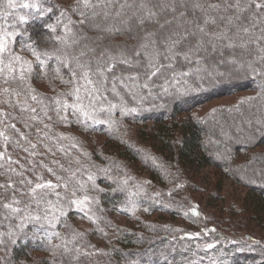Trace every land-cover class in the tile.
Segmentation results:
<instances>
[{
    "label": "rangeland",
    "instance_id": "374dc122",
    "mask_svg": "<svg viewBox=\"0 0 264 264\" xmlns=\"http://www.w3.org/2000/svg\"><path fill=\"white\" fill-rule=\"evenodd\" d=\"M49 1H53L59 10V14H62L54 23L60 24L64 28L66 22L69 23V21L73 24L82 23L81 27H84L85 32L89 29L92 31L91 33L95 38V48L102 41L103 36L105 39L114 36L117 28L118 31L130 32L129 34L136 36L139 45L137 52L130 53L118 49L111 53L105 54L103 52L104 55L101 56L96 53L97 56L95 55L94 62H89L82 69L88 71V80L83 79V76L78 77L81 80L83 93L85 94L86 101L84 100V102H86L87 112L102 116L115 112L114 109L120 112L117 117L119 120L117 125L110 123V117L106 116L104 123L108 122V125L112 127V129L110 128L111 134H108V136L103 132L100 133L99 129L97 132H88V130H83L77 125L69 123L65 128L59 127V133L53 136V134H49L48 126L43 122L48 121V117H51L50 114H53L55 118H61L58 111L64 108L65 105V98L61 92L66 88L68 89L67 86L69 85L66 84L65 79L58 78L62 75L50 74L49 77L45 75L47 77L45 78L37 58L22 50L16 40L10 39L11 53L6 54L3 57L4 62L0 64V126L3 123L8 127L10 126V128L17 129L15 127L16 122H14L15 118H23L27 120V123L25 122L21 127H18L22 130L29 128L31 120H33L37 123L36 125L40 126L42 124L41 130L38 132L42 140L39 136L38 140L28 139L25 144L17 138L16 129L15 132L7 133L4 139L0 138V145L2 146L5 143L7 144L6 147L9 148L7 151L9 153L5 156V160L8 162L0 158V175L8 170L15 173L20 169L19 176L15 174L18 178L10 177L12 178L10 182L12 187H7L9 190H7V194L9 195L5 203L11 204L15 208L16 204H13V200H15L13 198H16L18 194H27L30 191V188H28L29 181L31 183L49 181L53 184L55 186L53 189H41L34 194H31L30 191L29 199L35 206V209L31 210L30 213L32 215L36 213L43 218L47 216V219L53 218L54 215L65 217L63 218L65 220L64 226L61 223L64 236L66 232L70 233V242L76 245L79 250L77 257L73 259L71 257L70 264H81L80 262L83 259L85 264H121L122 262H117L119 260L116 257L108 255L113 253L107 250V245L112 242L115 243L121 237V230L117 231L118 228L133 227L140 221H148L152 226L161 228V232H156V235L159 237L161 233H166L169 235V239L175 238V234L177 235L180 231H188L187 233L205 232L206 224H212L218 233L223 234L225 239L227 238L226 240H230L231 235L243 237L244 241L254 242L251 244L253 249L250 252L256 250L264 252L258 246L254 247L259 243H264V226L261 228L253 224L252 218L247 217L240 204L241 197L249 189L247 186L249 184L248 180L246 179L245 182L241 180L243 183H247L243 186L227 178L225 175L226 169L222 168L223 164L220 163V159L224 162L229 155L232 156L231 150L235 146L238 137H242L239 139L243 140H249L252 137L249 128L257 123L256 120L260 116H264V95L253 88V85L256 84L253 77L258 76L256 74L257 68L253 66V62L264 57V27H262V25L264 26V6L246 11L249 15H253V24L248 26L247 32L243 35H233L229 41L223 42L224 29L220 32L218 28H214V34L209 37L204 33H197L195 30L204 27L205 20L211 23L219 20V17H224L223 19L228 20L227 25L236 21L238 17H225V15L232 13L234 7L238 11L236 8L237 2L234 3V0L231 2H228V0H205L207 1L205 2L206 6H202L203 2L201 0H191L189 5L183 2L184 0H161L157 7L152 5L150 9L149 7L143 8L144 1L149 0H135L132 6L131 3H125L124 0H89L91 5L89 7H85L82 0ZM152 1L154 0L148 3H152ZM256 2L264 5V0H256ZM92 5L95 6L94 9L102 6L104 10L97 21L92 24L87 22V26H85L80 15H87L86 13L90 12ZM157 13H163L166 20L164 18L161 21L156 20ZM122 14L124 16L120 18L119 16ZM215 14L219 15L217 19L212 18ZM109 16L112 17L115 23L105 27L106 18ZM134 16L136 17L133 18ZM131 18L135 20L134 24L136 25L131 24L129 21ZM173 20L179 22V25L171 24L169 27H163L167 22ZM67 31H69V28H65V32ZM156 31L162 34L155 35ZM194 38H196V43L192 44ZM62 39L63 45L69 43L64 34ZM130 39L132 40V38ZM69 40L72 41L73 38ZM87 43L85 49L96 51L89 42ZM229 44L235 47L244 45L241 48L244 50L242 52L239 50L230 52L231 47H228ZM82 53L80 52L79 55ZM239 53L253 58V61L242 59L238 55ZM185 54L188 57L187 59H185ZM12 56L21 57V61L28 62L32 67L30 73H24L23 79H20L21 63H13ZM210 57L213 58V61L210 60ZM63 58L60 55L55 65L63 63ZM189 60H191V63H189L190 69L188 72L193 76L185 78L179 73H184L183 67L187 66ZM121 61H127L128 63L125 64ZM119 62L121 65L131 68V71L125 76L116 75L115 78L113 76L112 80L106 78V68ZM8 64L12 65V72H9L8 68L5 67ZM77 65H81V63ZM258 66L261 67L260 62H258ZM139 67H141L140 70L137 69ZM242 69H245L246 72H240ZM166 70L167 72H165ZM153 71L156 72L154 76L151 75ZM135 73L138 74L136 77ZM71 74L72 72L68 75ZM50 76H56V78L51 81ZM129 76H133L135 79L128 78ZM70 80L72 81V79ZM75 81L76 79H73L72 82ZM88 81H91V83ZM141 81L149 85L148 90H145V92H142L144 85L140 86ZM210 81L212 85H210ZM225 83L230 84V87H238L243 84V86L247 85L251 89H239L222 94V85ZM207 85L211 86L210 88H217L218 91L221 90L219 92L222 95L203 100L202 98L207 94L203 91L205 95L199 98L198 91L204 89ZM140 87H142L141 91ZM77 93H79L78 98H82L81 90H78ZM167 94L170 96V102L161 98L167 96ZM33 95L36 99H32ZM148 99L158 105V110L164 113L170 110L169 106L174 101L183 103V105L185 103L189 110L181 114L183 120L188 118L207 119L205 121L211 123L212 128L220 131L219 142L216 143L218 146L222 145V148L219 149L220 156L217 153L218 148L216 149V157L211 163L213 166L210 164L201 168L187 169L188 167L180 164L177 154L174 155L176 158H172L170 152H160L157 148L159 142L152 137V134L150 138L145 134L142 136L141 132L151 131L150 126L154 123L153 121L135 122L122 119L126 106L133 102L137 103L136 106L138 105V107L142 104L146 107L150 105V102H147ZM57 101L60 103H57ZM254 113H258V115L252 117ZM121 132H124L123 139L130 144L142 147L149 153L150 157H144L143 159L149 167L153 165V162L158 163L161 167L164 166L162 168L163 176L167 179L168 184L164 192H157L156 197L152 194V198L158 203L169 199L166 204L173 209L171 213L164 211L146 213V208L137 207L139 205H132L127 208L118 207L112 210V204L109 207L104 204L101 198L102 191L105 189L104 182L107 184L112 183L113 177L123 179L128 186H131L133 193L143 194L144 196H147V179L154 180L148 166H146V169L140 163L136 165L132 163L133 161L120 157L119 154L116 156L117 143L110 140L109 137H117ZM179 132V130H175L177 138L174 144L176 145L180 140L178 138ZM33 137H36V135H33ZM48 141L53 142L56 151L62 153L61 157H66V159L62 160L56 154L60 158L56 161L58 163L51 162L52 159L50 160V157H48L50 162L40 159L36 168L33 167L35 165L32 162L36 163L37 159L29 162L26 160L25 164H21L19 160L23 154L26 159L29 157L28 160H31L32 157L39 158L49 153L53 154L55 151L48 150ZM20 149L22 153L18 154ZM251 150L258 153L257 158L264 155L263 144L256 145ZM52 157L56 156L52 155ZM158 157L161 159L162 164L158 161ZM239 157L242 159H248V157L238 154L236 159L237 163L235 164L239 166L233 172L240 180L243 177L240 172L246 173V168L243 162L238 163ZM114 159L122 163L120 164L121 169H118L119 176H114L110 171L111 167L110 169L107 167L114 162ZM67 160L69 161L64 162ZM5 163L9 164H6V166ZM171 165L180 172L177 174L171 168ZM226 167H228V164ZM98 168V175L101 176V179H98V186H95L96 191L88 189L86 186L87 180L85 179L86 170L90 172L92 169ZM81 170H83V173ZM251 176V174H248L247 178L250 179ZM4 179V177L3 179L0 178V185L6 187L9 179ZM220 183L223 187L221 193L217 191V184ZM81 185H84L83 189H81ZM111 185L113 186V192L116 193L124 189L115 184ZM3 188L0 187V197ZM73 192H75V196H73ZM218 194H220L221 199L216 198ZM85 195L92 201L86 206L87 213L70 202L72 199H80ZM210 196H213L217 201L214 200L215 202H213ZM174 201H176V206H174ZM195 208L200 209L201 216L192 217L189 215L188 210L195 213ZM231 208L237 209L238 213L233 214L230 212L229 209ZM61 212L64 214L61 215ZM15 213L11 209H5L1 206L0 237L11 238L15 232V226L20 228L26 217H28L22 216L16 220L12 218ZM88 216H91L95 222L90 221L87 218ZM68 226H70L69 229L72 232L66 229ZM113 230L117 234L113 233ZM220 235L219 237H221ZM142 237L139 236L136 239L138 243L141 242ZM13 239L12 242H14ZM177 240H169L168 242L171 246L177 247V244H175ZM180 249L182 248L180 247ZM8 253V250L0 248V264H21L19 262L14 263L13 257ZM35 255L40 256L35 253L27 257L37 260L33 257ZM79 257L80 259H78ZM259 259L263 261L258 264H264V254H261Z\"/></svg>",
    "mask_w": 264,
    "mask_h": 264
},
{
    "label": "trees",
    "instance_id": "16d2710c",
    "mask_svg": "<svg viewBox=\"0 0 264 264\" xmlns=\"http://www.w3.org/2000/svg\"><path fill=\"white\" fill-rule=\"evenodd\" d=\"M125 3H131V6L133 5V1L135 0H124ZM149 1H144L143 8L150 7H157L161 0H154L152 3H148ZM232 0H228V2H231ZM8 0H0V33L3 31H7L9 33H19V35H13L10 39L16 40V42L19 43L22 50L27 52L30 56L36 57L32 54L31 49L25 47L24 45L26 43L31 44L32 48L35 49L38 53H40V59L44 61L43 70L44 77H49L48 75L54 74L56 76L62 75V77H58L61 80L66 81V84L68 89L62 90L61 94L65 98V104L68 105V107L61 108L58 111V114L61 116V118H55L53 114H50L51 117H48V121L44 124L48 126V132L50 135L53 134L55 136L58 134V128H65L68 126V124L72 123L74 125H77L83 130H88V132H97L99 129V132H103L104 134H111L112 127L108 125V122L104 123L106 120V116L110 117L109 122L115 123L116 125L119 124V120L117 119L118 114H120L119 111L116 109L115 112L109 113L108 115H97L96 113H89L86 109V101L85 94L83 93L82 89V83L81 80L78 77L82 76L83 68L81 66H86L89 62H94V58L96 53L100 56L104 55V53H111L114 52V50H124L129 51L130 53L133 51L137 52V47L139 45L138 38L135 36H132L131 34L124 33L121 31L115 32L114 36H109L110 38H103L102 41L99 42V45L95 48L94 46V35L91 33L92 31L89 29L87 32L83 29L84 27H81V24L78 23H68L66 22L65 25H68L69 31L65 32V28L62 27L60 24L54 23V21L57 18H60L61 15L59 14L58 8H56V4L53 1L49 0H16V3L22 4V3H35L38 5L37 9H24L20 7H16L15 9H9L6 7ZM183 2L187 3L189 5V2L191 0H184ZM203 2L202 6H206L205 0H201ZM237 0H234V3H236ZM239 8L238 11L235 9H232V13L225 15L227 18H234L238 17L236 21L233 23H230L227 25L228 20L223 19L224 17H219V15L215 14L213 19H219L216 20L214 23H208L204 24L205 31L207 33L206 36H211L214 34V28H218V31L222 32L224 29V40L223 42L229 41L233 35H243L245 33V29L248 28V26L253 24V15L248 14L246 11L252 10V9H259L256 7L258 2L256 0H239ZM95 6L92 5L90 12L86 13L87 15L81 16L82 21H84L85 26H87V22L93 23L94 21H97L102 16V12L104 8L102 6H99L94 9ZM243 8V9H242ZM234 10V11H233ZM28 16L29 22L26 24H20L18 17L19 16ZM35 16L36 18L33 19L32 17ZM124 15H120L119 17L122 18ZM163 15V13H157L155 16V19L158 21H161V19L164 18L166 20V17ZM134 16L133 18H135ZM131 18L129 21L131 24L135 23L134 19ZM93 19V20H92ZM60 20V19H59ZM119 21V20H116ZM219 22V23H217ZM114 24L115 21L112 20V17L109 16L106 18L105 27L110 26V24ZM166 23V21H165ZM172 25L178 26L179 22L170 21L167 22L163 27H169ZM48 25H51L55 28V31H52ZM83 25V24H82ZM136 25V24H134ZM262 27H264L262 25ZM212 28V29H211ZM161 29V27H160ZM197 33H202L200 29L195 30ZM156 31L155 35H160L162 33H158ZM63 34L65 36V39H68L69 43L67 45H63ZM130 35V36H129ZM123 36V37H120ZM73 38L72 41L69 39ZM132 38V40L130 39ZM190 41V39H189ZM261 41V40H260ZM94 47L95 50L88 51L85 49V47L88 45V43ZM196 43V38L192 39V44ZM241 46H233L230 49L231 51L239 50L242 52ZM252 48V47H251ZM249 53L251 51L247 50ZM80 52H83L79 55ZM99 52V53H98ZM104 52V53H103ZM254 52V50H252ZM44 53H49L51 55L45 56ZM62 55L64 57V62L59 63V65H55V62L57 61L58 57ZM79 55V56H78ZM113 55V54H111ZM239 56L242 57V59L249 60L250 62L253 61V58H250L244 54L239 53ZM97 56V55H96ZM77 57V58H76ZM234 58V55L232 56ZM47 59V61H46ZM213 58L210 57V60ZM258 59V58H257ZM63 61V60H61ZM258 62H260L261 67L258 66ZM78 63H81V65H77ZM189 63H191V60L187 62V66H184V73H189ZM92 65V63H91ZM41 66V65H40ZM253 66L256 67V74L258 76H254L253 79L256 82L255 85H253V88L258 91L259 93H262L264 95V59H258V61L253 62ZM108 68V67H107ZM106 68V69H107ZM112 71L105 70L106 78H109L110 80L113 79V76L115 78L116 75H127L128 72L131 71V68H128L127 66H123L119 63H115L111 66ZM141 67L137 68L140 70ZM263 69V70H262ZM69 71V72H68ZM61 72V73H60ZM72 72L71 75H66ZM167 72V70L165 71ZM164 72V74H165ZM240 72L244 73L246 72L245 69H242ZM60 73V74H59ZM75 73V75H74ZM162 73V72H161ZM47 77H46V76ZM138 74L135 73V77ZM56 76H50L51 81L56 78ZM193 76L189 73V75L185 76V78H191ZM133 76H129L128 78H132ZM252 77V76H250ZM78 78V79H77ZM139 78V76H138ZM70 79H73L76 81L72 82ZM154 79V78H153ZM138 80V79H137ZM141 80H143L141 78ZM139 81V80H138ZM79 82V83H78ZM212 82L210 81V85ZM217 83V80H216ZM230 83V81H229ZM220 84V83H218ZM143 86V91L148 90V84L143 83L141 81L140 86ZM230 84L225 83L222 85V94L236 91V90H242V89H251V87L243 86L241 84L238 87H230ZM211 86L207 85L204 89L199 90L198 94L199 98L203 97L205 91L207 94L202 98L203 100H207L206 98H212L216 97L220 94V92L217 90V88H210ZM140 87V91H141ZM153 89V88H150ZM156 89V87H155ZM221 89V88H220ZM78 90H81L82 98H78L79 93H77ZM196 95V96H197ZM159 98V97H158ZM161 98H164L166 100L170 99V96L167 94V96H162ZM183 99V98H182ZM200 99V101H202ZM195 101V102H200ZM147 102H150L149 106H146L144 104L136 106L137 103H131L129 106H126L125 111L122 114V119L124 120H131V121H153L151 131L149 132H141L142 136L148 135V138H150V135L152 134V137L159 142L158 149L160 152L168 151L170 152V155L172 158H176L174 155L177 154V158L179 159V162L182 166L188 167L187 169H195V168H201L203 166L210 165L212 163V160L216 157V149L217 153H219V149L222 148V145L218 146L216 142H219V135L220 131L215 130V128H212V124L207 123V119H193L188 118L183 120L181 118V114L189 110L187 108V104L184 103H178V101H174L170 104V110L166 113H164L161 110H158V105H155L151 99H148ZM170 102V100H169ZM190 102V101H189ZM193 102V103H195ZM192 103V102H191ZM118 109V108H117ZM158 110V111H157ZM263 114V112H262ZM261 114V115H262ZM258 115V113H254L252 117ZM178 117V119H176ZM262 118V119H261ZM27 120H24L23 118H15L16 124L15 127H17L16 132L13 127L10 128V126H6L5 124H1L0 126V133H3V135H0V138L4 139V137L9 132H15L17 135V138L20 139L21 142L27 143L28 139H35L38 140V137L40 136V130L42 127V124L36 125V122L30 123L29 128L20 129L18 127H21L23 123H25ZM253 122V121H252ZM257 123L254 124V126L250 129V135L252 136L249 140H243L239 139L242 137H238V140L235 143V146L232 147L231 150L232 156H228L226 160L223 162V160L220 159V163L223 164L222 168H225V175L227 178L231 179L234 182H238L240 185L247 184L243 183L242 181H247L249 184L248 190L244 192L243 196L241 197L240 204L242 205L243 209L245 210L247 217H251L253 224L260 226L263 228L264 226V155L257 158L258 153L251 150L256 145H264V116H260L258 120H256ZM27 123V122H26ZM252 125V124H251ZM13 128V129H12ZM111 128V129H110ZM175 130H179V136L180 139L177 142V145L174 144L175 139L177 138V133L175 134ZM33 135H36V137H33ZM109 136V135H108ZM111 137V136H110ZM109 139L113 140L117 143L116 147V156L124 157L126 159H129L133 161L132 163L138 165L139 163L142 164L145 168L148 166L145 163L144 157H150L149 153H147L142 147L135 146L134 144H130L127 142L124 138V132H121L119 136H114ZM174 138V139H173ZM40 139L42 140V137L40 136ZM7 144L3 143V145H0V157H2L3 160H5V156L8 155L9 150L8 147H6ZM48 150L55 151L53 154L49 153L47 155H43L39 158L36 157H30L31 160H28L29 157H26L23 155L20 156V162L21 164H25V161L27 160L32 161L36 160L35 162H32L34 168L38 167L37 163L41 160H47L50 162L58 163L60 158L66 159V157H61L60 152L56 151V147L53 145V142L48 141L47 144ZM118 151V152H117ZM223 151V150H221ZM22 150L20 149V152L18 154H21ZM60 156V158L57 155ZM238 154L245 155L248 157V159H240L238 163L243 162L246 173L243 172L240 174L243 176L242 179H238L236 174L233 172L235 171V168L239 165L235 164L237 163L236 159L238 157ZM52 155L56 157H52ZM142 155V156H141ZM156 156V155H155ZM220 156V153H219ZM48 157H50V160H48ZM245 157V158H246ZM117 159V158H116ZM159 162L161 159L159 157L157 158ZM224 159V158H223ZM259 159V160H258ZM177 160V159H176ZM6 161V160H5ZM64 161V162H68ZM8 162V161H6ZM40 162V161H39ZM247 162V163H246ZM52 163V164H54ZM230 163V164H229ZM9 164V163H5ZM122 164L119 160H115L111 163V165L107 166L111 167L110 171L115 176H119L118 169H121ZM155 164V165H154ZM228 164V167H226ZM7 166V165H6ZM211 166H213L211 164ZM164 166H159L158 163H154L152 166H148L150 172H152V177H154V180L147 179L146 186L147 188V196H144L143 194H137L133 193L131 191V186L127 185L126 181L123 179H119L118 177L114 178L113 182L110 184H107L104 182V187L102 191L101 198L103 199V202L105 205L109 207V205L112 204V210L114 208L118 207H130L132 205H139L137 207L140 208H146L147 212H172L171 206L167 205L166 201H161L158 203L156 200L152 198V194L157 195V192L159 191L164 192L165 187L167 186L168 182L165 176H163L162 168ZM173 170L177 169L172 167ZM147 169V168H146ZM20 170V169H19ZM19 170L15 173H11L9 170L7 172H3V175H0V178L3 179V177L6 179H9L10 177L18 178L19 176ZM83 173V170H81ZM249 171V172H248ZM174 172V171H173ZM175 172L178 174L180 171L175 170ZM99 168L98 169H92L90 172L86 170V186L88 189L95 190L96 188L93 187V182L89 181V176L94 178L95 186H98L99 180L101 179V176L98 175ZM17 176H16V175ZM252 175L250 179L247 178V175ZM112 175V176H113ZM65 177V176H64ZM103 179V178H102ZM247 179V180H246ZM12 178L7 181V185L11 184ZM242 180V181H241ZM49 182V181H48ZM38 183H40L38 181ZM37 183H31L28 185V188H30V191L33 187L36 186ZM111 184H115L116 186H121L122 189L118 193L113 192V186ZM257 184V185H254ZM7 185L4 186L3 189H1L2 196L0 197V208L5 204V201L8 198L7 194ZM217 191L223 192V187L220 184H217ZM103 187V188H104ZM115 187V186H114ZM9 191V190H8ZM30 191L27 192V194H18L15 199L16 201H19L18 204H16L15 208L19 209L18 212H16L12 218L13 219H19L20 217L28 216V217H35L38 216L36 213L32 215L31 210L35 209V206L31 203L30 197ZM98 191V190H97ZM123 194V196H121ZM151 195V197H150ZM220 194L217 195L216 198L219 197ZM28 197V198H27ZM210 199L213 200V202L217 201V199H214L213 196H210ZM221 199V198H220ZM215 200V201H214ZM137 203V204H136ZM179 203V202H178ZM180 204V203H179ZM173 205V203H172ZM176 201H174V206H176ZM180 206V205H179ZM126 210V209H125ZM230 212L233 214H237V209L231 208L229 209ZM189 215L192 217H198L201 216L202 213L200 209L195 208V213L188 210ZM24 214V215H23ZM41 217V216H39ZM55 217V219H54ZM64 216L57 217L56 215L53 216V218H49L45 220L43 217H41L40 220H32V219H26L24 223H22L23 227H16L15 226V232L11 238H3L0 237V248H3L4 250L9 251V255L13 257V261L19 262L21 264H70L71 257L72 259L74 257H77V247L73 243L70 242V233L65 234L62 231L61 223H63L62 226H64ZM62 220V222H61ZM205 223V222H204ZM21 225V226H22ZM70 226H68L66 229L69 231ZM214 226L212 224H206L205 232H191L187 233L188 231H180L177 235L175 234V238L169 239V235L166 233H161L158 237L156 235V232L160 233L161 228H158L156 226H152V224L148 221H140L133 227H124V228H118L117 231L121 230V237L114 242L110 243V245H107L108 251H112L113 254H108L109 256H114L117 258L118 263L122 262L121 264H258L260 261L261 254H264V252H260L259 250L250 252L253 248H251V244L254 242L244 241L243 237H237L235 235H231L230 240H226L224 235L221 233H218ZM14 229V225H13ZM72 232V231H70ZM59 234L57 237L56 234ZM113 233H116V231L113 230ZM117 234V233H116ZM221 234V235H220ZM1 235V233H0ZM219 235L221 237H219ZM70 236V237H69ZM139 236H143L141 238V242H137L136 239H138ZM12 238H14V242H12ZM175 244H177V247H173L169 244V240H175ZM226 241H225V240ZM12 244V245H11ZM169 245V246H165ZM211 245V247H209ZM255 245V244H253ZM8 246V247H7ZM259 247L260 250H264V243H259L258 245L254 247ZM140 247V248H138ZM180 247L182 249H180ZM7 248V249H6ZM65 250V251H64ZM7 253V251H6ZM37 253L40 256H33L37 260H32V257H27L30 254ZM115 254V255H114ZM69 258H68V257ZM65 258V259H64ZM80 259V257L78 258ZM33 261V262H32ZM81 264L84 263V259ZM16 264V263H15Z\"/></svg>",
    "mask_w": 264,
    "mask_h": 264
},
{
    "label": "snow or ice",
    "instance_id": "6c2138e0",
    "mask_svg": "<svg viewBox=\"0 0 264 264\" xmlns=\"http://www.w3.org/2000/svg\"><path fill=\"white\" fill-rule=\"evenodd\" d=\"M83 4L85 7H89L91 6L90 3H89V0H82ZM264 5H260V4H257L256 7L257 8H260ZM6 7L9 8V9H15L16 7H20V8H24V9H37L38 5L35 4V3H22V4H17L16 3V0H8L7 4H6ZM236 7L239 8V0H237V3H236ZM33 19H35L36 17L33 16L32 17ZM18 20H19V23L20 24H26L29 22V17L28 16H19L18 17ZM214 22V21H213ZM69 23H71V21H69ZM209 21L208 20H205V24H208ZM48 27L52 30V31H55V28L51 25H48ZM65 28L67 29L68 28V25H65ZM200 31L202 33H204L205 35H207L206 31H205V28L204 27H201L200 28ZM245 32H247V29L244 30ZM13 35H19V33H9L7 31H3L2 33H0V64H2L4 61H3V57L6 55V54H10L11 53V49L9 47V41H10V38L13 36ZM25 47L31 49L32 51V54L34 56H36L37 60L40 62L41 64V69L43 70V65H44V61L40 59V53H38L35 49L32 48L31 44H28L26 43L24 45ZM234 45L232 44H229L228 47H233ZM244 45H241V47H243ZM43 55L45 56H49L51 54L49 53H44ZM187 55L185 54V59H187ZM13 63H16V62H20L21 63V74H20V79H23L24 78V73L25 72H31L32 71V67L31 65L26 62V61H21V57L19 56H12L11 57ZM262 59H264V57H262ZM122 63H125L127 64L128 62L127 61H121ZM6 68H8L9 72H12L13 69H12V65L11 64H8V65H5ZM169 67H171V65H169ZM81 68H83V66H81ZM107 71H112V68L111 67H108L106 69ZM158 71V69H157ZM75 75V73H74ZM101 75H103V73H101ZM151 75H156V72L153 71L151 73ZM179 75L181 76H187L189 75V73H179ZM82 76H83V79H85L86 81L88 80V71L87 70H84L82 72ZM132 79H135V77H132ZM89 83H91V81H88ZM32 99H36V97L33 95ZM57 103H60L59 101H57ZM64 107H68V105H64ZM0 135H3V133H0ZM33 147H35L33 145ZM2 158V157H0ZM38 180L40 179L39 177L37 178ZM89 181H92L93 182V187H95V183H94V178L89 176ZM29 184H31V181L28 182ZM0 187H4L3 185H0ZM8 188H11L12 185L11 184H8L7 185ZM55 186L53 184H51L50 182H44V183H37L35 187H33L31 189V194H34L36 193L38 190H41V189H53ZM84 188V185H81V189ZM73 196H75V192H73ZM73 205H75L77 208H79L81 211L87 213V204L91 203L92 201L89 199V197L87 195H85L83 198H80V199H72L70 201ZM19 201H16V200H13V204H18ZM3 207L5 209H11L12 212H18L19 209L17 208H14L12 207L11 204H8V203H5L3 205ZM64 213L61 212V215H63ZM90 221H92L93 223L95 222L91 216H88L87 217ZM26 219H32V220H40L41 217L39 216H35V217H26ZM45 220H47V216L44 217ZM55 219V217H54ZM23 227V225L21 226ZM11 235V234H9ZM57 237L59 236V234L57 233L56 234ZM209 247H211V245H209ZM79 250L77 249V252Z\"/></svg>",
    "mask_w": 264,
    "mask_h": 264
}]
</instances>
